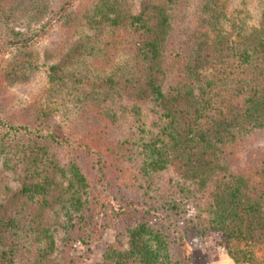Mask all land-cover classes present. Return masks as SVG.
Listing matches in <instances>:
<instances>
[{
	"label": "trees",
	"instance_id": "16d2710c",
	"mask_svg": "<svg viewBox=\"0 0 264 264\" xmlns=\"http://www.w3.org/2000/svg\"><path fill=\"white\" fill-rule=\"evenodd\" d=\"M255 3L256 13L246 0H0L7 74L23 54L35 64L48 24L59 42L42 61L46 87L76 100L58 121L49 102L0 118V264H82L70 249L96 238L111 200L122 226L98 264H203L187 240L211 230L235 263L264 264ZM12 46L17 56L3 58Z\"/></svg>",
	"mask_w": 264,
	"mask_h": 264
},
{
	"label": "rangeland",
	"instance_id": "374dc122",
	"mask_svg": "<svg viewBox=\"0 0 264 264\" xmlns=\"http://www.w3.org/2000/svg\"><path fill=\"white\" fill-rule=\"evenodd\" d=\"M240 0H230L231 6L236 5ZM247 7L253 12H257L255 0H246ZM39 23H34L32 27H39ZM35 28V29H36ZM58 34L53 27L48 24L44 32L37 36L32 42L33 53L35 54V64H29V55H24L27 63L21 65L11 75L8 73L10 69L5 63L0 62V118L7 117L13 121H21L32 117V112L39 104L49 102L50 111L54 120L58 121L65 113L66 107L72 108L76 100H70L65 94L64 89L58 87L56 90H48L46 87L45 64H43L44 56H48L49 62L52 61V52L45 53L58 41ZM58 44L55 48L59 47ZM7 51L3 58H10L15 53V47H7ZM56 52V51H55ZM11 61V59H10ZM12 63V62H11ZM67 97H65V96ZM50 98L53 103L48 101ZM70 115L67 111L65 116ZM26 117V118H25ZM264 141V133L260 136ZM84 165L87 164L84 162ZM113 201L106 204L104 213L99 219V232L95 239L89 243L76 242L70 249V253L79 259L82 264H98L102 259V253L105 245L111 242L115 237L117 227L122 224L112 217ZM188 215L193 217L196 213L192 207L188 208ZM129 223H132L135 216H129ZM221 233L217 230L206 231L202 235H195L187 240L189 250H199L203 264H239L235 263L227 254L225 248L221 245Z\"/></svg>",
	"mask_w": 264,
	"mask_h": 264
}]
</instances>
